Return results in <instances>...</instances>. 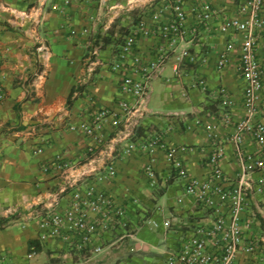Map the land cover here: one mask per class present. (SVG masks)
I'll list each match as a JSON object with an SVG mask.
<instances>
[{
    "label": "crops",
    "instance_id": "0c3cea01",
    "mask_svg": "<svg viewBox=\"0 0 264 264\" xmlns=\"http://www.w3.org/2000/svg\"><path fill=\"white\" fill-rule=\"evenodd\" d=\"M150 1L0 0V78L5 90L0 102V217L14 215L0 225V255L7 254L11 264L159 263L162 253L174 247L179 234L193 221L209 220L210 210L183 193L185 180L171 176L163 149L123 154L127 140L122 139L121 132L127 126L152 127L167 143L185 145L181 157L189 174L199 179L207 176L205 159L219 141L223 147L220 166L227 177H236L239 165L235 145L225 139L242 115L243 79L234 53L223 70L215 67L217 53L227 39L237 43L241 39L231 30L220 33L216 28L224 14L236 12L229 0L187 2L191 28L197 27L195 12L201 2L219 8L220 13L202 24L193 38L177 46L159 71L151 73L146 98L134 116L135 127L131 122L125 127L116 125L109 115L99 130V142L93 135L81 133V125L91 120L97 107L131 99L119 90L120 77L109 63L115 58L116 33L130 27ZM40 44L47 47L43 57L36 50ZM154 44L143 40L141 48L148 51ZM182 49L194 53L196 61H183L175 75L172 67ZM197 78L204 80L205 89L196 84ZM154 82L160 94L158 106L151 104ZM227 97L232 99V121L217 125L215 136L210 135L208 126L217 122ZM194 117L200 122L194 123ZM70 124L75 128L70 129ZM31 126L33 130H29ZM37 146L42 147L40 151L35 150ZM88 146H93V155L87 153ZM243 146L255 149L249 136ZM62 157L70 167L56 166V159ZM151 157L155 158L154 175L148 176L143 169ZM111 159L115 160L116 173L97 182V187L124 207L133 234L124 238L104 235L94 242L104 245L98 253L67 251L59 237L50 238L39 242L41 249L27 258L28 240L36 239L38 233L37 219L29 211L51 203L53 194L81 169L101 171ZM250 176L256 177L257 172ZM66 187L57 207L68 201L70 191ZM253 202L257 219L245 235L247 239L264 238V190L253 194ZM148 218L156 225L148 223ZM159 240L162 247L157 246ZM249 259L240 255L236 264H250ZM262 261L264 264V257Z\"/></svg>",
    "mask_w": 264,
    "mask_h": 264
},
{
    "label": "built area",
    "instance_id": "2783aa9c",
    "mask_svg": "<svg viewBox=\"0 0 264 264\" xmlns=\"http://www.w3.org/2000/svg\"><path fill=\"white\" fill-rule=\"evenodd\" d=\"M188 1L151 0L137 14L130 27L116 33L119 40L109 68L120 77L119 90L131 99H119L109 107H97L91 120L80 127L83 135H93L99 142L102 138L99 130L109 115L116 125L125 127L131 122L135 127L137 121L134 116L146 98L151 73L159 71L177 46L193 38L202 24L220 13L219 8L201 2L195 12L197 27L191 28L187 24ZM229 3L236 12L230 16L224 14V20L216 28L220 33L231 30L241 39L238 43L227 39L217 53L215 67L223 70L230 64L234 53L236 68L243 79L240 99L242 115L233 123L232 132L225 139L235 145L239 165L236 177H227L220 166L223 147L219 141L205 159L207 176L199 179L189 174L181 157L187 148L185 145L167 143L161 132L152 127L130 129L127 126L121 132L122 139L127 140L122 151L125 155L135 151L163 149L170 163L171 176L185 180L183 193L193 196L198 204L211 212L209 220L193 221L191 227L179 234L180 239L174 247L165 250L160 262L153 264H236L240 255H248L250 264L263 263L264 238L247 239L245 230L257 219L253 194L264 190V0H229ZM149 39L155 44L150 46L151 50H142L141 42ZM46 48L45 45H37L40 57L44 56ZM183 61L194 63L196 55L182 49L172 67L175 75ZM196 84L206 88L202 78H197ZM220 91L225 93L224 88ZM4 97L5 90L0 78V102ZM231 102L232 99L227 97L226 106L219 113L217 122L208 126L210 135L215 136L217 125L231 123ZM193 122L200 120L194 117ZM68 127L75 128L72 124ZM33 129L34 126L29 128ZM247 136L254 143V150L244 148ZM41 148L37 146L35 150L40 151ZM93 152V146H88L87 153L93 155ZM56 160L59 169L71 166L63 157ZM154 162L155 158L151 157L144 165L143 171L148 176L154 175ZM251 172H257V176H250ZM115 173L114 159L109 160L101 171L91 167L81 169L67 185L61 186L53 194L51 203L30 210L29 213L37 219V241L43 243L59 237L67 251L98 253L104 245L94 242L104 235L117 234L118 238L131 236L133 227L124 207L97 187V182L110 179ZM66 186L70 191L68 201L62 208L57 207L67 190ZM181 200V197L177 198L178 202ZM147 222L156 225L151 218ZM168 223L169 220H166L165 224ZM35 253V247L31 245L26 257H33ZM0 264H11L7 254L0 255Z\"/></svg>",
    "mask_w": 264,
    "mask_h": 264
},
{
    "label": "rangeland",
    "instance_id": "374dc122",
    "mask_svg": "<svg viewBox=\"0 0 264 264\" xmlns=\"http://www.w3.org/2000/svg\"><path fill=\"white\" fill-rule=\"evenodd\" d=\"M152 87H153V90L151 92V104H152V106H158L160 103V101H159L160 100V98H159L160 94L158 92V87H156V82H154V84H152ZM155 233H158V232H155ZM156 235L158 238L161 237V235H158V234H156ZM157 246L162 247V241L161 240H159L157 242ZM41 257H43V254H40V258Z\"/></svg>",
    "mask_w": 264,
    "mask_h": 264
},
{
    "label": "trees",
    "instance_id": "16d2710c",
    "mask_svg": "<svg viewBox=\"0 0 264 264\" xmlns=\"http://www.w3.org/2000/svg\"><path fill=\"white\" fill-rule=\"evenodd\" d=\"M121 30H125V29L121 28ZM104 42H107V40L104 41ZM100 46H101V45H99V47H100ZM70 100H71V96L69 95V97H68V99H67V102H69ZM12 217H14L13 214H10V215H8V216H6V217H0V225L6 223L7 220H9V219L12 218ZM31 245H34L36 252H38V251L41 249V248H40V244H39V242L37 241V239H29V240H28V248H29Z\"/></svg>",
    "mask_w": 264,
    "mask_h": 264
}]
</instances>
